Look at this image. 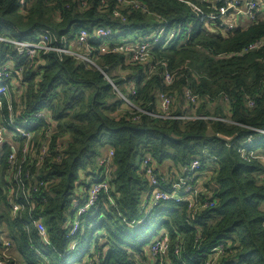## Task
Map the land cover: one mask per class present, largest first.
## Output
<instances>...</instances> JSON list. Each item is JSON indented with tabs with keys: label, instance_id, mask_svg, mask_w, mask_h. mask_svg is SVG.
<instances>
[{
	"label": "trees",
	"instance_id": "1",
	"mask_svg": "<svg viewBox=\"0 0 264 264\" xmlns=\"http://www.w3.org/2000/svg\"><path fill=\"white\" fill-rule=\"evenodd\" d=\"M227 1L25 0L21 7L20 0H0V36L36 41L50 30L52 43L63 46L86 29L87 50L97 64L56 51L42 52L32 64L16 46L0 41V66L13 65L0 83L9 88V97L1 99L0 123L8 124L11 117L36 122L34 154L24 162L23 176L32 183L47 182V189L36 194L45 202L14 215L10 198L18 191L11 173L17 165L9 161V142L1 146L4 264H16L11 249L27 264H149L154 256L148 244L160 234L169 237L170 246L155 264H264V133L259 131L264 130V44L244 51L264 38V18L243 19L228 29L226 18L233 14L221 13ZM139 2L142 6L136 7ZM98 27L113 33L94 37ZM164 27L165 34L152 42L150 62H131L124 51H103L105 42L114 47L120 39L135 41ZM166 71L175 76L172 84L165 82ZM186 88L198 97L197 114L209 119L153 118L120 95L153 110L159 95L167 93L174 98L172 112L182 113L188 108ZM250 136L256 154L246 158L239 148ZM16 140L22 160L26 140L20 135ZM46 142L51 155L44 158ZM104 148L114 152L109 189L78 215L80 230L74 233L69 227L72 200L87 194L91 182L104 179L98 171ZM148 156L159 177L170 179L183 176L201 158L194 198L213 205L146 203L153 189L142 168ZM18 197L24 200L20 192ZM36 212L45 215L49 243L33 225L24 229ZM88 235L92 238L83 251Z\"/></svg>",
	"mask_w": 264,
	"mask_h": 264
},
{
	"label": "built area",
	"instance_id": "2",
	"mask_svg": "<svg viewBox=\"0 0 264 264\" xmlns=\"http://www.w3.org/2000/svg\"><path fill=\"white\" fill-rule=\"evenodd\" d=\"M119 3L126 2V0H117ZM20 6H25V0H20ZM136 7L142 6V4L136 3ZM233 8L231 11L233 16L241 18L242 20H248L250 22H257L260 18H264V6L260 0H228L227 7L222 9V14H228L227 11ZM230 12V13H231ZM242 14V16H240ZM116 16H122L120 10L115 11ZM211 20L215 19L216 16H210ZM226 26L228 29L233 28L235 25L228 23L226 21ZM165 27L161 30H157V35H146L136 39L135 41H125L122 43H117L114 47L112 44L105 42L103 44V51H124L127 52L130 56L129 59L131 62L138 63H147L152 60L151 50L152 42L158 41L165 34ZM113 33L112 29L109 27H98L96 28V33L93 35L97 38L109 37ZM88 30L82 29L79 33V36L75 39L68 41V45L58 46L52 43L54 34L47 30L41 33L36 41L29 40H17L5 36H0L1 42H6L8 44L16 46L19 55L24 58L26 61L31 62L32 64L40 56L42 52L56 51L60 54H69L75 58L84 61L88 64L97 66L95 59L88 49V40H89ZM67 40V39H66ZM264 44V38L250 44L244 51H252L259 49ZM13 65L10 62H5L0 66V83L6 81L8 76L12 74ZM174 74L169 71L165 72V82L166 84H172L174 81ZM114 88L118 90L117 86L112 82ZM120 93V92H119ZM121 97L132 107L137 109L139 112L145 113L153 118L159 119H179V120H195V119H209L207 116H202L197 114V105L198 97L191 91V89L186 88L185 96L187 99V106L183 109L182 113H173L172 106L174 98L167 93H161L159 95V104L156 109L145 110L137 105H135L127 96L120 93ZM9 97V88L0 84V110L3 107L2 97ZM43 116V112L39 114ZM224 120V119H222ZM38 125L35 121L25 120L24 122L17 121L15 117H11L8 124L0 123V150L1 146L6 142H9L11 145V155L10 163L14 166L17 165V170H13L11 177L17 183V194H13L10 198V204L12 207V212L14 215H18L21 210L26 206H30L31 209H37V207L45 202V198L40 200L37 193L47 189V182L44 180L32 183L27 181L23 176V164L27 160V157L31 154H34L31 143L34 138V131ZM264 133V130H259ZM52 134V130L49 129L46 132V135L49 137ZM20 135L26 140V145L23 149L24 156L20 160L18 151L19 143L16 140V137ZM253 145V138L248 137L244 144L239 148V152L246 158L249 156H254L256 150H253L251 146ZM42 151L44 158L50 156V143L46 142L42 145ZM113 155L114 152L109 150L108 154L102 155L98 159V171L102 173L104 179L99 182H91L88 188L87 194L83 195L80 198H74L71 204L72 214L69 219V227L74 233L80 230V223L78 215L83 213L88 208L92 207L98 200L102 192H106L109 189V182L107 178L110 176L112 171L113 164ZM264 160V157L261 156ZM56 160V159H54ZM203 160L201 158H196L193 160L191 166L186 170V173L183 176L176 177L174 179L170 178H160L156 172V167L152 162L151 157H145L142 161V168L144 169L146 176L152 186V191L147 195L146 203H150L152 206H157L163 201L175 200L177 202H189L196 204L193 205L195 208H206L210 205H213L211 202H199L195 200L194 195L197 192L195 177L199 173V170L202 168ZM26 176L29 177V171L26 173ZM201 183V182H198ZM22 193L24 200L19 199L18 193ZM31 225H33L42 239L49 243L48 237V227L45 221V215L42 212H36V214L30 213L29 219L26 221L24 229L26 231L30 230ZM7 246L10 245V242H6ZM148 249L150 250L154 260L149 264H155L158 255H164L168 252L170 241L169 237L165 236L163 238H156L148 244ZM222 246L220 245L215 250H220ZM0 264H4L3 260L0 259Z\"/></svg>",
	"mask_w": 264,
	"mask_h": 264
},
{
	"label": "rangeland",
	"instance_id": "3",
	"mask_svg": "<svg viewBox=\"0 0 264 264\" xmlns=\"http://www.w3.org/2000/svg\"><path fill=\"white\" fill-rule=\"evenodd\" d=\"M239 19L236 17H234V16H230V17H228V18H226V21L228 22V23H231V24H236L237 23V21H238ZM242 23H245V21H243L242 20ZM138 34H140V33H138ZM134 34H130L129 36H133ZM129 39H134V37H131V38H129ZM123 39H120L119 41H116V42H113V43H115V44H117V43H119L120 41H122ZM214 118V117H213ZM216 119H219V120H222V119H224V120H222V121H225V122H231V123H233L230 119H228V118H221V117H217ZM0 154H1V150H0ZM104 154V153H103ZM161 237V234L160 235H154L153 236V240H155L156 238H160ZM91 236L90 235H88L87 236V238H86V241H85V243L83 244V251H86L87 250V248H88V246H89V244H90V241H91ZM152 240V241H153Z\"/></svg>",
	"mask_w": 264,
	"mask_h": 264
},
{
	"label": "crops",
	"instance_id": "4",
	"mask_svg": "<svg viewBox=\"0 0 264 264\" xmlns=\"http://www.w3.org/2000/svg\"><path fill=\"white\" fill-rule=\"evenodd\" d=\"M260 2L262 3V5L264 6V0H260ZM235 17V16H234ZM236 18V17H235ZM238 18V17H237ZM239 20L237 21V22H239V21H241L242 19L241 18H238ZM108 43H110V42H108ZM108 152H109V149L108 148H104L103 149V155H106V154H108ZM2 238H3V235H2ZM10 251V255H9V257L10 258H12V260L16 263V264H27L26 262H25V260H24V258H23V256L20 254V253H18L15 249H11V250H9Z\"/></svg>",
	"mask_w": 264,
	"mask_h": 264
},
{
	"label": "water",
	"instance_id": "5",
	"mask_svg": "<svg viewBox=\"0 0 264 264\" xmlns=\"http://www.w3.org/2000/svg\"><path fill=\"white\" fill-rule=\"evenodd\" d=\"M233 10V8H230L227 13H230ZM240 16H242V14H240ZM105 74V73H104Z\"/></svg>",
	"mask_w": 264,
	"mask_h": 264
}]
</instances>
